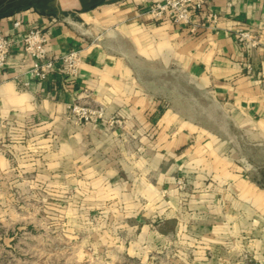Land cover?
Wrapping results in <instances>:
<instances>
[{
	"label": "crops",
	"instance_id": "obj_1",
	"mask_svg": "<svg viewBox=\"0 0 264 264\" xmlns=\"http://www.w3.org/2000/svg\"><path fill=\"white\" fill-rule=\"evenodd\" d=\"M152 1L60 0L58 12L6 2L0 181L71 189L75 204L134 233L212 238L239 255L242 231L264 239V164L248 169L239 160L264 158V0H208L214 26L203 14L188 24L155 19L146 12ZM35 25L55 58L44 79L30 74L23 48ZM240 27L258 44L241 43ZM72 49L82 56L75 77L60 59ZM167 76L184 78L199 99H175ZM73 103L103 107L105 118L79 122Z\"/></svg>",
	"mask_w": 264,
	"mask_h": 264
},
{
	"label": "rangeland",
	"instance_id": "obj_2",
	"mask_svg": "<svg viewBox=\"0 0 264 264\" xmlns=\"http://www.w3.org/2000/svg\"><path fill=\"white\" fill-rule=\"evenodd\" d=\"M9 1L0 0V11L6 2L17 7L35 3L56 12L61 7L60 0H14L11 4ZM146 79L149 88L157 87L153 78L147 75ZM166 80L175 87V99L189 98L190 94L193 100L199 99L184 78L167 76ZM227 144L235 148L233 140ZM239 160L248 169L255 162L264 164L260 155ZM260 182L264 187V169ZM175 183L180 188L186 186L183 177ZM74 200L71 189H24L13 187L8 180L0 181V264H264V239L259 235L242 231L237 244L243 252L237 255L229 252L234 244L229 242L226 249L220 248L212 238L174 233L156 239L147 233H134L130 224L125 226L104 215L100 218ZM256 239L263 242L254 252Z\"/></svg>",
	"mask_w": 264,
	"mask_h": 264
},
{
	"label": "built area",
	"instance_id": "obj_3",
	"mask_svg": "<svg viewBox=\"0 0 264 264\" xmlns=\"http://www.w3.org/2000/svg\"><path fill=\"white\" fill-rule=\"evenodd\" d=\"M208 0H154L152 1L146 12L155 19H168L175 23L188 24L193 16L203 14V18L210 26L217 23L218 16L216 13L205 10ZM15 27L19 26L18 21H14ZM237 39L244 43L245 46H255L258 41L253 35L242 27L236 32ZM24 51L27 55L33 58L29 72L32 76L38 79L48 77L49 72L54 68L55 58L48 54L47 37L44 29L38 26L28 28L24 38ZM11 40L5 32L0 28V69L5 65L7 54L11 49ZM61 61L64 64L65 73L69 77H75L82 63L81 50L72 49L61 56ZM247 68L250 65L247 64ZM23 86L27 82L22 83ZM73 117L82 123H88L103 119L105 117L103 107L91 108L77 103L70 106V112ZM111 121H119L113 119Z\"/></svg>",
	"mask_w": 264,
	"mask_h": 264
}]
</instances>
